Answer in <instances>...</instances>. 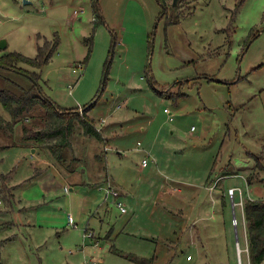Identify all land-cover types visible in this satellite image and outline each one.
I'll use <instances>...</instances> for the list:
<instances>
[{
	"label": "rangeland",
	"instance_id": "obj_1",
	"mask_svg": "<svg viewBox=\"0 0 264 264\" xmlns=\"http://www.w3.org/2000/svg\"><path fill=\"white\" fill-rule=\"evenodd\" d=\"M96 1L105 20L99 25L92 0H0V42L7 40L0 57H36L38 45L59 38L41 69L43 93L80 113L100 96L88 114L110 137L108 172L118 178L134 169L140 192L123 200L127 213L110 197L76 218L77 227L46 231L22 223L21 192L14 189L16 199L3 197L0 214L17 227L1 223L0 235H17L0 244V259L137 264L114 249L155 258L153 264H239V246L249 264L242 202L264 200V0ZM10 81L32 86L23 74L0 68V90ZM27 124L33 133L45 127L40 119ZM74 130L68 158L101 168L95 158L106 141L87 135L79 122ZM0 146L7 147L0 150V171L11 174V185L34 176L36 162L51 161L25 140L22 124L13 133L0 131ZM33 151H39L35 160ZM258 154L257 162L252 156ZM49 172L67 183L56 169ZM66 197H56L53 207L60 210ZM88 226L93 236L86 238Z\"/></svg>",
	"mask_w": 264,
	"mask_h": 264
},
{
	"label": "trees",
	"instance_id": "obj_2",
	"mask_svg": "<svg viewBox=\"0 0 264 264\" xmlns=\"http://www.w3.org/2000/svg\"><path fill=\"white\" fill-rule=\"evenodd\" d=\"M92 2L96 14V24H101L104 18L100 6L96 0ZM93 39L94 36L92 35L85 40V43L89 46L90 53L84 63L92 55L91 46ZM58 44L59 38L57 37L52 41L46 40L43 45H38L36 57H29L18 52H9L5 56L0 57L1 69L6 68L23 74L32 82L31 87L25 88L10 81L11 86L0 90V131L13 133L15 126L22 124L25 140L33 146L32 148L45 150L49 154L51 162L56 163L61 168L71 169L76 162H79V159L75 157L68 158V151L75 133L76 122L81 124L82 129L87 135L96 138L100 142L104 140L102 132L96 128L95 120L88 114L96 106L100 96H98V99L96 97L90 104L82 107L83 111L80 113L81 109L79 107L63 108L54 99L49 98L43 93L42 87L39 84L41 69L49 64ZM103 90L104 88H102V92ZM38 107H41L44 111L42 114L36 115L33 111ZM38 119L42 120L45 127L33 133L32 128L27 123L32 122V120L37 121ZM6 148L5 146H0V150ZM252 157L257 162L261 158L260 154L253 155ZM254 177L255 174H251L248 177V181L252 183ZM10 181H12L11 174H5L0 171V200L2 203L4 201L3 197H6L10 203L15 198V194L13 193L15 187L10 184ZM243 204L244 215L247 220L246 235L248 236L250 250V264H264V200L254 201L249 199L246 202L244 201ZM113 252L124 255L131 262L137 264H153L155 260V258L146 259L139 258L136 255L124 254L122 251L114 249Z\"/></svg>",
	"mask_w": 264,
	"mask_h": 264
},
{
	"label": "crops",
	"instance_id": "obj_3",
	"mask_svg": "<svg viewBox=\"0 0 264 264\" xmlns=\"http://www.w3.org/2000/svg\"><path fill=\"white\" fill-rule=\"evenodd\" d=\"M108 126L101 128L105 129V132L108 133ZM103 138L104 141H106L103 155L102 157L95 158V161L99 162L101 168L93 165H90L92 167L91 169L87 168L86 166L88 164L83 163V161H80L79 159V162H76L74 167H71V169H63L56 165V163L54 164L53 162L44 159L45 161L41 160L40 162H36V164L38 163L37 165L34 164L36 166L35 169H37L35 170L37 171L36 174L38 173V175L35 174L30 179L24 181V184L12 183V186L15 187L14 189H16V192L18 194L21 192L20 198L17 196L16 192L14 194L15 197L17 196V200L19 201V209L21 210L20 215L23 216L22 223L24 225L31 227L39 226L46 229V231L57 230L62 226L66 227L67 225L69 227H77L78 224L76 223L77 221H75L76 218L80 221L81 218L92 209L90 207H97L99 204L101 205V200L108 201L110 197L112 198V196L108 195L106 192V189L109 187L119 191L121 194V199L124 200L125 203L127 198L137 197L140 191L138 186H134L138 178L134 169L128 167L124 173L118 175V178H115L109 174V164L107 159H110V150L112 148L109 145L110 137L103 135ZM137 144L139 145L138 149L145 153V157H148V154L150 153L144 148L143 150L141 149L140 141L137 142ZM33 153L34 151L32 152V157L33 160H35L34 157H38V152L35 154ZM75 158L77 157L75 156ZM143 167L147 166L143 165ZM53 169H56L58 171V175L65 179L67 182L65 185H62L61 180L49 172ZM213 187L214 185H212V188ZM65 188H68V192L65 191ZM75 188L77 191H75ZM212 188L208 187L210 192L213 191H211ZM18 189L19 191H17ZM162 190H164V193H167V190L164 188H162ZM168 190L171 192H182L180 189L169 188ZM62 193L67 194V197L64 199L65 202L61 205L62 207L60 206V210L58 208L55 209L53 207V203L56 197L61 198ZM221 197L222 195L220 194L217 196V198L220 200L222 199ZM102 206H100V209ZM98 213L99 211L97 214ZM70 216L73 217L75 225L69 224ZM4 219H7V217L0 214V220H2L0 221V224H6L7 226H4L6 229H10L11 227L16 229L17 225H15L13 221L7 222ZM88 229H90L89 226L86 228L85 233L88 232ZM194 229L196 228L194 227ZM5 235L6 234L0 235V244L4 240H10L13 238V236H16L17 233H14L10 236ZM0 264H4L3 260L1 259Z\"/></svg>",
	"mask_w": 264,
	"mask_h": 264
},
{
	"label": "built area",
	"instance_id": "obj_4",
	"mask_svg": "<svg viewBox=\"0 0 264 264\" xmlns=\"http://www.w3.org/2000/svg\"><path fill=\"white\" fill-rule=\"evenodd\" d=\"M76 13H78V12L76 11ZM80 67H81V66H80ZM81 69H82V67H81ZM164 111H165V112H169L167 108H166ZM171 119H172V118H171ZM143 165H144V166H147V165H148V160H145V161L143 162ZM237 190H238L237 188H233V189H231V191H232V192H231V195H232V198H233V202H234V199H235V195H236V191H237ZM65 191L68 192V188H65ZM106 192H107L108 195L112 196V198L115 200V204H116V206L119 207L120 210H121L123 213L127 212V207H125V203H124L123 200L121 199V194H120L119 191H116V190H114L113 188H110V187H109V188L106 189ZM0 204H1V201H0ZM234 204H236V203L234 202ZM242 204H243V202H242ZM242 207H243V209H244V204L242 205ZM234 219H236V218H234ZM69 224H71V225H75V224H74L73 217H71V216L69 217ZM236 225H238V219H236ZM92 236H93V235H92L91 233H89V232L85 235L86 238H88V237H92ZM246 238H247V245H246L245 250H247L248 253H249L250 250H249L248 236H247ZM245 250H244V251H245ZM237 251L239 252V260H238V263H239V264H243V261H242V259H241V249H240L239 246H238V248H237ZM189 258H191V256H189ZM93 264H98V262H97V261H94ZM249 264H250V259H249Z\"/></svg>",
	"mask_w": 264,
	"mask_h": 264
},
{
	"label": "water",
	"instance_id": "obj_5",
	"mask_svg": "<svg viewBox=\"0 0 264 264\" xmlns=\"http://www.w3.org/2000/svg\"><path fill=\"white\" fill-rule=\"evenodd\" d=\"M176 1V0H175ZM260 34V33H259ZM258 36V35H257ZM256 36V37H257ZM252 42V41H251ZM251 42L248 44V46L251 44ZM247 46V47H248ZM7 47V40L5 39V40H2L1 42H0V48L1 49H5Z\"/></svg>",
	"mask_w": 264,
	"mask_h": 264
}]
</instances>
